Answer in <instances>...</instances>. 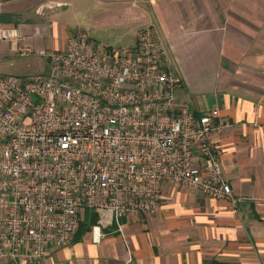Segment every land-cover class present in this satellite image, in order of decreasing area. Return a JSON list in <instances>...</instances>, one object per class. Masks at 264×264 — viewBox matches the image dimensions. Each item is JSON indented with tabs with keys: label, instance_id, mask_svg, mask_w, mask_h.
Instances as JSON below:
<instances>
[{
	"label": "built area",
	"instance_id": "2783aa9c",
	"mask_svg": "<svg viewBox=\"0 0 264 264\" xmlns=\"http://www.w3.org/2000/svg\"><path fill=\"white\" fill-rule=\"evenodd\" d=\"M0 40L33 52L18 27L0 23ZM40 52L46 72H0V261L67 246L84 208L99 214V242L115 218L157 213L165 183L237 203L211 138L233 124L178 100L183 78L153 24L134 44L78 34Z\"/></svg>",
	"mask_w": 264,
	"mask_h": 264
},
{
	"label": "crops",
	"instance_id": "0c3cea01",
	"mask_svg": "<svg viewBox=\"0 0 264 264\" xmlns=\"http://www.w3.org/2000/svg\"><path fill=\"white\" fill-rule=\"evenodd\" d=\"M78 5L95 27L122 28L129 44L154 25L183 78L178 100L198 117L219 108L233 124L211 138L238 201L165 183L151 217L115 218L97 242L99 214L84 208L70 244L24 264H264V0H0V23L20 28L33 48L20 56L17 42L0 40V72H46L41 50L93 37L68 23Z\"/></svg>",
	"mask_w": 264,
	"mask_h": 264
},
{
	"label": "rangeland",
	"instance_id": "374dc122",
	"mask_svg": "<svg viewBox=\"0 0 264 264\" xmlns=\"http://www.w3.org/2000/svg\"><path fill=\"white\" fill-rule=\"evenodd\" d=\"M81 5V3H78ZM77 6V10L73 12L70 16L69 24L73 27V33H89L97 40L103 42L106 45H110L112 47H119L122 45H126L130 43V39L125 35V32L122 28H104V27H95L93 18L89 16V12L86 10V5L83 7ZM138 30L134 33L136 36L139 34Z\"/></svg>",
	"mask_w": 264,
	"mask_h": 264
}]
</instances>
